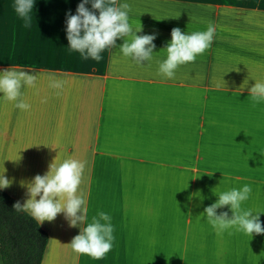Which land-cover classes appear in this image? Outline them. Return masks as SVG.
<instances>
[{
  "label": "crops",
  "instance_id": "0c3cea01",
  "mask_svg": "<svg viewBox=\"0 0 264 264\" xmlns=\"http://www.w3.org/2000/svg\"><path fill=\"white\" fill-rule=\"evenodd\" d=\"M79 2L35 0L25 27L13 0H0V69L37 77L21 89L30 110L0 97V172L12 180L0 190L23 203L21 181L46 173L56 156L76 158L89 218L105 211L114 225L113 247L94 259L72 250L79 228L63 213L44 221L41 264H264V233L218 236L201 214L214 192L244 184L252 192L242 207L264 212V102L250 96L264 81V0H106L129 5L138 35L156 33L143 65L118 47L99 62L69 52L65 13ZM209 23L211 46L174 78L159 74L171 29ZM260 220L264 227V213Z\"/></svg>",
  "mask_w": 264,
  "mask_h": 264
},
{
  "label": "clouds",
  "instance_id": "9594fccd",
  "mask_svg": "<svg viewBox=\"0 0 264 264\" xmlns=\"http://www.w3.org/2000/svg\"><path fill=\"white\" fill-rule=\"evenodd\" d=\"M34 3L35 0H13L14 11L22 18L25 27L31 26ZM128 10L127 3L116 5L106 0H80L74 14L70 11L65 13L69 52L79 53L83 60L99 62L105 50L111 51L118 47L121 55L137 65L149 62L156 47L153 43L156 33L138 35L141 24L133 27ZM215 32L216 27L212 23L203 31L189 32L179 27L172 28L171 39L164 47L165 58L158 62V73L168 79L174 78L180 65L195 61L198 55L211 46ZM118 39L123 41L119 45ZM36 80L35 73L27 70L11 67L0 69V97L14 102V107L20 110H30L31 105L22 98L21 89L24 86L34 87ZM63 86L64 81L49 79L50 88L62 89ZM250 96L255 103L264 102V81L255 80ZM56 157L49 163L46 173L36 174L26 184L20 182L27 189V199L23 203L15 202L12 207L17 212L28 214L38 225L52 221L63 213L70 227L79 228V233L68 243L72 250L100 259L113 247L115 237L112 217L108 212L97 211L89 218L86 201L78 194L85 163L72 157L58 161ZM3 173L0 172V189L12 183ZM251 192L252 188L248 184L214 192L218 198L205 206L201 214L218 236L231 229L250 236L264 233L260 220V213L264 212L242 207ZM224 206L228 210L217 213V209Z\"/></svg>",
  "mask_w": 264,
  "mask_h": 264
},
{
  "label": "trees",
  "instance_id": "16d2710c",
  "mask_svg": "<svg viewBox=\"0 0 264 264\" xmlns=\"http://www.w3.org/2000/svg\"><path fill=\"white\" fill-rule=\"evenodd\" d=\"M17 202L0 190V254L3 264H41L47 232L28 214L17 212Z\"/></svg>",
  "mask_w": 264,
  "mask_h": 264
},
{
  "label": "rangeland",
  "instance_id": "374dc122",
  "mask_svg": "<svg viewBox=\"0 0 264 264\" xmlns=\"http://www.w3.org/2000/svg\"><path fill=\"white\" fill-rule=\"evenodd\" d=\"M175 253H173V252L170 253V259L171 258H175V257H173V255H175ZM0 264H3V261H2V258H1V254H0Z\"/></svg>",
  "mask_w": 264,
  "mask_h": 264
}]
</instances>
